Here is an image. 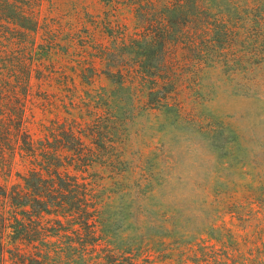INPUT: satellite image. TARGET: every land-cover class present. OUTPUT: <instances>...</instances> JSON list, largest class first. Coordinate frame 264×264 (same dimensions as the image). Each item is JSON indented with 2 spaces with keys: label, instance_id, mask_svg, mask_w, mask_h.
I'll return each mask as SVG.
<instances>
[{
  "label": "trees",
  "instance_id": "trees-1",
  "mask_svg": "<svg viewBox=\"0 0 264 264\" xmlns=\"http://www.w3.org/2000/svg\"><path fill=\"white\" fill-rule=\"evenodd\" d=\"M102 3L92 13L86 1L64 11L55 0H0V264H156L154 250L168 259L163 243L117 241L107 209L118 192L90 171L104 166L143 202L150 179L116 173L113 144L129 116H192L207 71L244 95L264 89V0ZM103 77L110 88L97 86ZM210 229L221 248L192 244L193 264H264V220L243 244Z\"/></svg>",
  "mask_w": 264,
  "mask_h": 264
},
{
  "label": "rangeland",
  "instance_id": "rangeland-1",
  "mask_svg": "<svg viewBox=\"0 0 264 264\" xmlns=\"http://www.w3.org/2000/svg\"><path fill=\"white\" fill-rule=\"evenodd\" d=\"M55 1L64 11L74 3ZM78 1H86L92 13L103 12L102 0ZM125 18L133 27V14L125 13ZM207 72L194 95L199 107L192 116L146 111L129 116L117 131L114 153L123 156L121 163H115L116 173L131 183L150 179V197L142 202L135 190L131 195L122 192L113 184L119 178L113 179L116 174L104 166L90 171L98 175L100 184L118 192L107 209L109 225L120 227L117 241L134 248L139 243L144 248L163 243L158 249L165 250L168 259L159 261L161 253L155 250L146 254L156 264H182L187 258L193 264L194 253H187L192 244L205 242L220 249L210 239L217 233L212 226L239 236L243 244L264 220V89L244 95L238 83L220 71ZM97 86L111 87L104 77ZM189 107L191 112L193 104ZM30 128L38 131L37 126ZM217 195L220 203H215ZM163 226L173 229L172 234L163 232ZM183 239L192 242L180 243Z\"/></svg>",
  "mask_w": 264,
  "mask_h": 264
}]
</instances>
